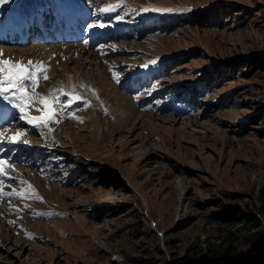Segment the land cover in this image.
Instances as JSON below:
<instances>
[{
  "label": "rangeland",
  "instance_id": "obj_1",
  "mask_svg": "<svg viewBox=\"0 0 264 264\" xmlns=\"http://www.w3.org/2000/svg\"><path fill=\"white\" fill-rule=\"evenodd\" d=\"M76 1L74 42L0 27V60L36 74L25 115L87 101L40 127L0 97V264H264V0Z\"/></svg>",
  "mask_w": 264,
  "mask_h": 264
},
{
  "label": "snow or ice",
  "instance_id": "obj_2",
  "mask_svg": "<svg viewBox=\"0 0 264 264\" xmlns=\"http://www.w3.org/2000/svg\"><path fill=\"white\" fill-rule=\"evenodd\" d=\"M9 3V0H0V5H5ZM109 8H103L100 11L102 13L109 11ZM147 11V9H145ZM124 19L123 16L117 15L116 20L122 21ZM106 25L100 24L99 27L103 28ZM89 28L96 27V25H88ZM155 63V61H152ZM28 64L31 65L32 61H28ZM146 67V66H145ZM4 73H7L6 78L3 76ZM44 79H48L45 75ZM33 82L31 85H26L25 81ZM36 80V74L31 72L30 69H26L19 62L10 64L7 60H0V97H3L5 100H10L12 97H17V93H24L26 88L29 86H34ZM14 89V90H13ZM67 95V94H65ZM26 96L19 95L17 97V102H15L14 106L19 109L21 115L19 119L21 121H27V123L32 124L33 122H38V126L43 127L46 126L48 122L54 120L61 111L65 108L70 107L75 103H83L84 106H87V101H85L80 96H69L66 100L61 99L59 94H56V98L54 101L44 98L39 101L42 107V114L40 116H33L29 118L25 115V102ZM79 119V117H77ZM21 133L17 131L15 136L9 137V139L15 143L17 137H19ZM4 132L0 131V139H3ZM25 144L28 141H24ZM8 163L7 159L0 158V177L4 176V165ZM3 180L0 179V184H3ZM11 195V193H8ZM11 222V221H10Z\"/></svg>",
  "mask_w": 264,
  "mask_h": 264
},
{
  "label": "bare ground",
  "instance_id": "obj_3",
  "mask_svg": "<svg viewBox=\"0 0 264 264\" xmlns=\"http://www.w3.org/2000/svg\"><path fill=\"white\" fill-rule=\"evenodd\" d=\"M37 7V5H35L34 3L32 4V2L30 3V2H28V5H26L24 8H21L20 9V11H22L21 13H20V16H13V15H11V16H13L11 19H9L10 21H9V23L12 25L11 27L12 28H15L17 25L18 26H20V27H23L24 26V24H23V26H22V22H24V21H30V19H31V17L32 16H36L37 15V12L39 13V12H41V10H42V7L41 8H36ZM63 13H65L67 16H69L71 19H73L75 16H77L79 13H77L76 15H74L75 14V9L74 8H77V5H76V3L73 1V0H70V1H65L64 3H63ZM13 14V13H12ZM49 14V13H48ZM47 14V15H48ZM5 17V16H4ZM7 19V18H6ZM8 23V24H9ZM1 26V28H5V26L7 25L6 23L4 24V22L3 23H1L0 24ZM3 26V27H2ZM17 26V27H18ZM75 28H76V26H75ZM106 37H102V38H99L98 36H97V40L95 41V43L96 42H98L99 41V39L100 40H104ZM22 65V64H21ZM22 66H24L25 67V65H22ZM26 68V67H25ZM5 74V73H4ZM27 81V80H26ZM25 81V82H26ZM1 105V104H0ZM3 107V106H2ZM6 109V108H5ZM6 111V110H5ZM7 114V113H6ZM1 127V126H0Z\"/></svg>",
  "mask_w": 264,
  "mask_h": 264
},
{
  "label": "water",
  "instance_id": "obj_4",
  "mask_svg": "<svg viewBox=\"0 0 264 264\" xmlns=\"http://www.w3.org/2000/svg\"><path fill=\"white\" fill-rule=\"evenodd\" d=\"M3 76L6 78V76H7V73L3 74ZM13 90H14V89H13Z\"/></svg>",
  "mask_w": 264,
  "mask_h": 264
},
{
  "label": "trees",
  "instance_id": "obj_5",
  "mask_svg": "<svg viewBox=\"0 0 264 264\" xmlns=\"http://www.w3.org/2000/svg\"><path fill=\"white\" fill-rule=\"evenodd\" d=\"M166 63H168V61Z\"/></svg>",
  "mask_w": 264,
  "mask_h": 264
}]
</instances>
